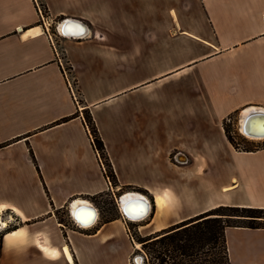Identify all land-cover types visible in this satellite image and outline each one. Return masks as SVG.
<instances>
[{"label":"crops","instance_id":"obj_1","mask_svg":"<svg viewBox=\"0 0 264 264\" xmlns=\"http://www.w3.org/2000/svg\"><path fill=\"white\" fill-rule=\"evenodd\" d=\"M43 2L58 30L72 20L87 32L59 30L56 42L37 0H0V218L10 221L2 217L10 213L15 230H24L10 244L3 233L0 264H136L141 247L128 232L121 201L116 198L114 208L122 217L116 212L113 218L94 200L129 187L154 198V216L141 227L146 236L223 204L264 208V150L240 153L223 145L233 156L223 173L214 172L217 158H209L201 183L173 180L181 189L166 186L167 150L180 144V134L206 150L217 143L211 130L218 115L247 108L256 114L249 130L263 133L264 0ZM64 69L74 78L78 101ZM207 93L236 98L215 104ZM87 112L105 144L116 188L93 146ZM221 176L220 193L229 201L212 198ZM238 194L244 200L232 201ZM156 195L164 198L162 207ZM77 200L98 210L89 229L73 220ZM80 214L87 219L89 209ZM39 240L58 257L43 253ZM227 241L232 264H264V229L229 228Z\"/></svg>","mask_w":264,"mask_h":264},{"label":"trees","instance_id":"obj_2","mask_svg":"<svg viewBox=\"0 0 264 264\" xmlns=\"http://www.w3.org/2000/svg\"><path fill=\"white\" fill-rule=\"evenodd\" d=\"M41 2L46 8L43 0ZM85 118L92 134L93 146L110 174L106 175L117 183L93 117L87 112ZM70 119L67 118L66 122ZM98 199L97 196L94 198L97 202ZM112 202L117 206L115 199ZM17 228L10 225L9 230ZM229 228L264 229V208L219 206L155 234H133L134 240L141 245L135 255L144 257L143 264H232L227 241Z\"/></svg>","mask_w":264,"mask_h":264},{"label":"rangeland","instance_id":"obj_3","mask_svg":"<svg viewBox=\"0 0 264 264\" xmlns=\"http://www.w3.org/2000/svg\"><path fill=\"white\" fill-rule=\"evenodd\" d=\"M37 1L39 4V7L42 9V11L44 13V16H48V11L42 5L41 0H37ZM48 22L51 24V33L56 34V25L51 20H49ZM54 38H55V36H54ZM55 40H56V42L57 41L59 42L58 38H55ZM240 60H241V58H237V59H235L234 62H237L236 64H238V62ZM208 67L209 66H207L206 68H203V70L207 69ZM201 71L202 70L198 71L199 75L203 74V73H201ZM201 89L205 90L204 88H201ZM166 90H167L168 94L173 93L174 87L172 85L168 86ZM245 90L246 89H244V91ZM244 94H245V92H244ZM213 95L214 94H212V93L208 94V96L210 98L208 102L212 101L215 104H217L220 100H223L225 102V104H229V103H232L233 102L232 100H235V98H236V97H231V95H226V94L222 95L221 98L220 97L211 98ZM247 109H241V110H239L235 113H232V114H228V113H224V112L220 113L218 115V118L216 119V127L213 130H211V132L213 133L212 137H214V139L217 143L213 146L212 145L204 146V148H206V150L203 149V147L200 145H196L194 143H191L189 138L187 139L184 137V134L183 135L180 134L178 136V139H177L180 144L168 147V150H167V165H168V172L167 173H168L169 182L167 183L166 186H168L170 188H173L174 186H176L178 188V186H177L178 183H175L173 180H177L179 182L181 180L182 182H184V184H185V182L187 183V182H190L192 180L199 181V183H201L203 181V177L206 175V170H208L206 160H208L209 158L211 160H213L212 158H217L216 163L212 164V168H214V172L216 174L220 173V172L223 173V171L225 169L224 168L225 165L229 161L233 160L232 151L225 149L223 147V145L226 147H231L232 149H234L240 153L259 152V151L264 150V139L260 140V141L259 140H256V141L250 140L248 137H246V135L243 134V132L241 130V126H242V122H243V116L245 115V111ZM184 132L185 131H183V133ZM201 135H202V131L199 130L198 136L200 137ZM219 147L222 150H218L216 152V149ZM183 157L184 158L186 157L188 159V161H184V162L181 161L180 159ZM104 167L106 169V174L107 173L109 174L106 166H104ZM113 171H114V169H113ZM114 174H115V172H114ZM215 180H216L217 185L215 187H213L214 192H213L212 198L215 201H229V200H231V199H227L226 197H224L220 193V191H221L220 186H221L222 182L225 180L224 176H221L220 179L218 178ZM109 181L111 182V184L115 188L119 185L118 179H117V183H115L111 176H110ZM178 189H181V188L179 187ZM126 192L142 193V194L148 196L150 201L153 203L154 198L152 196H149L146 192H144V190H142L139 187H129L126 190L124 189L122 191L116 192L115 197L114 196L109 197L106 194H101V195L97 196V198H99L98 202H99V206L101 208V211H103V214H107V215H111L112 217H115L116 212H117V214L119 215V218H121L122 216L120 214V210H115L114 207H116V206L113 205L112 201H113V199L116 200V198H117V200L118 199L120 200L121 196L123 194H125ZM243 200H244V195H241V194H238V195L232 197V201H243ZM220 206H233V205L223 204ZM153 208H152V211H153L152 215L146 221L141 222V223L140 222L134 223V222L127 221L128 222L127 229H128V232L131 236L133 234H138L141 236L147 235L148 231H146L144 229L142 230L141 227L144 226L147 222H149L150 219L154 216V213L156 211V207L153 206ZM68 213H69L68 210H66V216H69ZM11 216L13 217V215L10 213H5L2 215V217L4 219H7ZM13 219L14 220L12 221L11 224H16L17 221L15 220V217H13ZM85 229H89V228H85ZM8 231H10V230L8 229ZM2 238H3V233L0 234V245L2 242ZM136 256H142V255L137 254Z\"/></svg>","mask_w":264,"mask_h":264},{"label":"bare ground","instance_id":"obj_4","mask_svg":"<svg viewBox=\"0 0 264 264\" xmlns=\"http://www.w3.org/2000/svg\"><path fill=\"white\" fill-rule=\"evenodd\" d=\"M82 27L75 30L74 35L79 36V35H83L86 34L87 32V27L81 25ZM59 30L62 32V34H65L64 30H63V24L60 23L59 24ZM70 35V33H66ZM256 116L255 113L252 114L251 111H246L245 115L243 116V122H242V126H241V130L243 132V134H247V136H252L249 137L250 140H263L264 136H262V138H258L256 136H253V134H258L256 131H251L249 130L247 124L248 121L250 120V118ZM264 135V131L263 133H261L260 135ZM237 181L235 180L234 183H236ZM156 203L158 205V207H162L163 203H164V198L161 195H156ZM136 204L139 205V208L137 210H133V206ZM121 211L122 214L124 215V218L127 221H131V222H142L145 219H147L151 212H152V202L149 201L147 199V197L143 194L137 193V192H129L126 193L122 196L121 198ZM89 209L90 215L87 219L83 220L82 216H81V211L83 209ZM0 211H4L3 209H1ZM71 213H72V217L73 220L79 224L81 227L83 228H90L93 225H95V223L98 220L99 217V213L97 211V209L93 206L90 205L89 203H84L81 200H77L75 201L72 206H71ZM10 221H6V220H2L0 218V228L2 230V233H4L5 236V241L7 244H10L11 241H13L15 238H21L24 236V230H12V231H8V229L10 228V225L13 221L12 217H9ZM38 248L45 253L46 255H48L49 257L52 258H57L58 254L56 251H53L50 249V247L43 241L39 240L37 242ZM137 247L140 248L141 245L139 243H137ZM137 249V248H136ZM65 252L67 254V256L69 257L70 260H72L71 255L69 253V249L67 247H65ZM137 258L135 259V263L136 264H143L144 263V258L142 256H136Z\"/></svg>","mask_w":264,"mask_h":264},{"label":"built area","instance_id":"obj_5","mask_svg":"<svg viewBox=\"0 0 264 264\" xmlns=\"http://www.w3.org/2000/svg\"><path fill=\"white\" fill-rule=\"evenodd\" d=\"M39 9H40V13H41V15H42V19H43V21L46 23V25L49 27V32H50V34H51V38L53 39V37L54 36H56V35H61L60 34V32H59V30H58V27H56V34H52L51 33V24L48 22L49 21V18H47V16H44V13H43V11H42V9L39 7ZM64 72H65V75L67 76V78H68V82H69V85H70V88L72 89V93L74 94V97H75V99H76V101H78V97H77V94H76V87H75V81H74V78L73 77H71V75H70V73H69V71L67 70V69H64ZM253 114V113H252ZM121 198H122V196H121ZM120 198V199H121ZM97 209V208H96ZM98 211V210H97ZM75 222V221H74ZM75 224L77 225V227H79V228H83V227H81L79 224H77L76 222H75ZM0 234H2V230H1V228H0Z\"/></svg>","mask_w":264,"mask_h":264},{"label":"water","instance_id":"obj_6","mask_svg":"<svg viewBox=\"0 0 264 264\" xmlns=\"http://www.w3.org/2000/svg\"><path fill=\"white\" fill-rule=\"evenodd\" d=\"M81 25L84 26V24H82V23H80V22H77V21H72V20L67 21V22L64 24V26H63V30L65 31V32H64L65 35H68V36H69V34H66V33H70V34H73V35H70V36H76V35H74V32H75V30L81 28V27H82ZM253 136L262 137V136H264V135H253ZM120 201H121V199H120ZM122 216L124 217V215H122ZM136 258H137V257H135V259H136Z\"/></svg>","mask_w":264,"mask_h":264}]
</instances>
